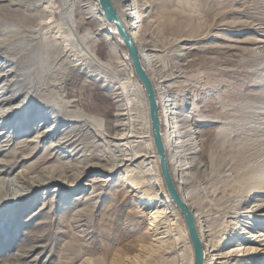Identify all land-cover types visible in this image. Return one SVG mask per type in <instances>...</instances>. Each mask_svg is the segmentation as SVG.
Segmentation results:
<instances>
[{
    "label": "bare ground",
    "instance_id": "1",
    "mask_svg": "<svg viewBox=\"0 0 264 264\" xmlns=\"http://www.w3.org/2000/svg\"><path fill=\"white\" fill-rule=\"evenodd\" d=\"M113 1L155 86L169 165L202 245L198 264H264V21L218 24L252 33H222L213 46L228 56L244 51L250 63L240 83L220 75L211 112L178 67L163 65L165 47L149 42L160 29L154 4ZM213 35L176 38L174 62H191ZM1 79L0 218L10 237L18 233L12 220L35 222L15 246L0 229V253L15 248L0 264H30L22 261L48 248L50 264H196L160 171L144 87L98 0H0ZM93 91L108 101L103 118L86 99ZM43 190L50 194L40 200ZM120 195L137 217L123 224L129 247L120 246Z\"/></svg>",
    "mask_w": 264,
    "mask_h": 264
},
{
    "label": "rangeland",
    "instance_id": "2",
    "mask_svg": "<svg viewBox=\"0 0 264 264\" xmlns=\"http://www.w3.org/2000/svg\"><path fill=\"white\" fill-rule=\"evenodd\" d=\"M148 1L154 4V9L151 11L160 25V29L153 34V37L149 38V42L155 43L162 48L165 47L162 51L163 53H160L162 63L165 62L163 65L166 68L168 67L167 69H175L178 67L181 71L182 78L184 80L186 79L187 83L190 85V91L192 92V95H194L193 97H195L198 106L204 107L209 105V108H211L210 111L212 112L219 104L216 92L218 87L217 81L220 75L228 74V77H230L233 82L226 81L225 83L228 82L227 84H230V82L240 83L247 76L246 74H249L247 70H244V66L250 63V60L243 61V57L245 55L244 51H239L238 54L229 56L224 52L218 53L213 47L217 41V36H221L222 33L224 35L227 33L226 35L228 36L232 34L231 36L235 37H252V33L250 31L238 30L239 32H223L216 31V28L218 27L219 23L224 21L229 22L234 27L249 21H264V0H182V5L176 3V9H164L161 7L162 4L166 6L169 5V0ZM209 33L216 34V36H208L204 41L198 42L197 47L190 55L191 58H193L191 62L186 63L181 60L178 62V59H176V62H174L176 53L181 51L180 47H178L175 43L176 38L189 36L190 38L198 39V37L206 36ZM230 67L237 68V70L230 71ZM236 76L239 77V81H236L238 79ZM4 83L5 79H1L0 88L3 87ZM228 86L226 88L227 92H229ZM87 93H85V96L89 101V104L97 112H99L97 108H100L101 112L99 113L102 116L101 118H103L108 113L107 99L96 93V91H93L90 94ZM18 117L19 115H16L10 124H18L20 122ZM67 126L68 125H65L61 128L64 129ZM31 161L32 159L29 162ZM96 174L98 173H92L86 178L90 179L92 177L98 176ZM88 187L89 186L84 185L81 189V192H84L86 189H88ZM48 194H50L48 190H43L42 194H40L41 198L39 197L40 200H43ZM126 199L127 198L122 195L116 198V210L120 213V246L124 245L125 247H129V242H131L132 237H126L124 233V225H126V223H130L133 220H137V217L128 214V212L125 210ZM35 201V199L33 201L31 200L27 205L30 207ZM29 207L26 208V212L23 215L24 220L29 219L30 214L33 212L32 208ZM34 222V220L27 221L25 225L20 224L19 227L18 221L12 220L7 226H17L18 233L14 237H10L8 228L4 226L6 223L5 220L0 218V229L2 228L4 231V241L12 243L13 246H15L23 237V231L31 229ZM13 249L15 250V248ZM13 249L10 248V250L5 249L2 251L0 253V259H2L3 256L7 255L9 252H12ZM49 251L50 248H48L46 253L39 256L37 261H32L37 255V253H35L33 256H30L28 259L23 260L22 262L26 261L30 264H50L53 257H48Z\"/></svg>",
    "mask_w": 264,
    "mask_h": 264
},
{
    "label": "water",
    "instance_id": "3",
    "mask_svg": "<svg viewBox=\"0 0 264 264\" xmlns=\"http://www.w3.org/2000/svg\"><path fill=\"white\" fill-rule=\"evenodd\" d=\"M98 1L106 20L115 27L116 31L120 35V38L122 39L127 50L128 56L131 59L134 72L144 87L148 102L152 138L158 154L159 166L163 181L170 198L179 207L182 214L184 215V220L189 230V235L196 253V264H198L201 261L202 245L196 230L194 216L178 189L169 165L168 155L162 136L160 108L158 105L154 83L142 62L140 51L132 35L133 30L121 19L114 1Z\"/></svg>",
    "mask_w": 264,
    "mask_h": 264
}]
</instances>
